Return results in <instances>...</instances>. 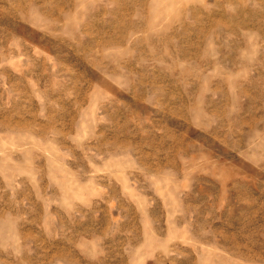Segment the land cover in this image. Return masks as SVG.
<instances>
[{
    "label": "rangeland",
    "instance_id": "obj_1",
    "mask_svg": "<svg viewBox=\"0 0 264 264\" xmlns=\"http://www.w3.org/2000/svg\"><path fill=\"white\" fill-rule=\"evenodd\" d=\"M0 264H264V0H0Z\"/></svg>",
    "mask_w": 264,
    "mask_h": 264
}]
</instances>
